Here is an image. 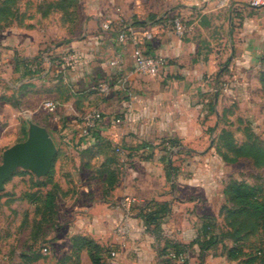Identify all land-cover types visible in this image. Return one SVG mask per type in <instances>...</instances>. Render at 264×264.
<instances>
[{"label":"crops","instance_id":"crops-1","mask_svg":"<svg viewBox=\"0 0 264 264\" xmlns=\"http://www.w3.org/2000/svg\"><path fill=\"white\" fill-rule=\"evenodd\" d=\"M77 6L87 14L80 21L85 29L80 38L69 40L48 24L26 23L0 32V111L10 115L7 127H0V141L13 140L5 137L9 128H16V139L27 136L26 119L31 118L21 120L20 101L63 102L54 111L41 107L48 116L44 120L57 125L65 146L60 151L48 132L57 148L52 164L59 188L55 204L63 200L73 211L65 222L59 219L61 211L56 213V233L66 244L58 249L57 261L91 264L86 250L73 255L72 238L82 236L110 248L106 264H164L161 252L167 243L190 245L205 222L218 223L221 217L226 162L216 151L217 137L243 100L252 101L246 93L262 81L264 8H253L245 0H78ZM166 14L182 18L189 33L179 38L170 29L153 28L151 20ZM137 21L144 26L133 27ZM60 24L66 29L68 23ZM126 26L136 34L120 43L118 35ZM143 31L151 32L152 39H142ZM61 37L68 40L41 53L46 68L39 70L34 61L41 45ZM136 48L167 59L156 78L135 72ZM63 49L79 52L82 66L63 71L52 64ZM116 52L123 56L120 68L110 65ZM101 83L111 86L109 94L94 89ZM94 109L101 120L85 136L78 113ZM115 118L121 123L115 124ZM112 173L116 179L111 186ZM26 175L33 182L46 177ZM36 191L22 197L33 207L30 196ZM127 198L135 201L131 209L124 205ZM149 202L165 203L170 210L159 235L140 216ZM186 255L185 262L172 264H236L221 245L201 254L195 244ZM21 259L18 264L25 263Z\"/></svg>","mask_w":264,"mask_h":264},{"label":"rangeland","instance_id":"rangeland-1","mask_svg":"<svg viewBox=\"0 0 264 264\" xmlns=\"http://www.w3.org/2000/svg\"><path fill=\"white\" fill-rule=\"evenodd\" d=\"M58 1L15 0L13 2L10 0L7 2L0 0V6L10 7L11 9L10 14L4 16L6 20H2L0 32H7L16 27L23 28L26 23L32 24V26L48 24L53 32L67 34L69 40L71 37H82L85 29L80 25L82 24L80 21L85 20L87 14L77 4L73 9L71 8V11H68L70 14L53 8L52 6H55ZM76 2L78 3V0ZM63 20H66V23H68L66 24V29H63L60 24V22L63 23ZM75 20L79 23L80 27L75 28V24L77 25ZM67 38L61 37L49 45L46 43L41 45L40 53L36 56L38 59L34 61L35 65L39 64L37 66L39 70L44 71L46 68V65L43 64L41 53L46 52L48 54V50H51V47L54 46L52 49H56L57 45L64 43L65 40H68ZM68 51L69 49H63V51L58 53L52 64L60 67V69L61 65L64 64L63 66L66 68L67 64H70V61L67 59L65 63L63 59L68 58ZM81 66L80 64L78 68ZM246 94L251 96L252 101H247L248 98H245L242 105L236 109L237 111L232 113V118L230 119L232 122L225 124V127L221 130L232 132L237 143H242L251 136L254 141L264 147V82L260 80L258 86ZM20 102L22 111L21 120L23 121L28 117L45 125L58 149L60 151L64 149V142L61 143L58 139L59 130L57 129V125L55 126L53 123L44 120L48 116L41 107L47 109L45 105L47 102L57 103V108H61L65 104L59 100L41 102L32 99ZM251 105L252 107L254 106L253 109ZM65 108H68V106H65ZM0 112L2 114L0 127H7L10 115L3 109ZM86 113L88 112L78 114L83 116ZM15 131L16 128H9V133L5 135V137L13 138V140L0 141V163L3 150L26 139V135L16 139L13 134ZM225 171V178L222 180L225 186L233 181L261 184L264 180V169H257L246 160H239L232 164L226 163ZM20 172L17 177L7 182L4 190L0 192L2 196L0 199V264H18L21 258L23 260V255H30L32 252H37L40 258L34 261L35 263L31 262L29 264H59L56 258L57 251L62 246L66 247V244L60 243L57 236L56 226L58 225V221L56 222L55 218L54 225L42 224L44 212L38 213L36 206L33 207L30 202L22 198L23 196L25 197L24 194L26 192L34 190L32 185L33 179L26 174H22V171ZM62 174L60 173V175ZM56 179L58 178L56 177ZM49 188L51 189V186ZM55 209H57L56 213L61 211L59 215L61 222L68 220L73 212L71 206L64 204L63 200L61 202L56 200ZM217 224L219 226L224 225L223 216L219 217ZM252 240L256 239L252 238Z\"/></svg>","mask_w":264,"mask_h":264},{"label":"trees","instance_id":"trees-1","mask_svg":"<svg viewBox=\"0 0 264 264\" xmlns=\"http://www.w3.org/2000/svg\"><path fill=\"white\" fill-rule=\"evenodd\" d=\"M9 2L10 0H4ZM15 2V0H12ZM76 0H59L53 8L64 12L76 6ZM10 7L0 6V28L4 16L10 14ZM156 22V19H152ZM145 22H135L134 26H144ZM127 27V26H126ZM122 29V28H120ZM37 59V58H36ZM264 82V75H262ZM172 144V143H171ZM216 151L226 163H236L239 160L250 162L257 169H264V147L254 141L251 136L242 143H237L232 132L221 130L217 137ZM53 166L49 174L43 180L33 182L37 191L30 196V200L36 204L38 213L44 212L42 224H55L56 210L55 198L59 188L53 182ZM22 174H30L22 172ZM113 173L108 178L109 185L115 182ZM51 186L45 194L41 193L43 188ZM225 203L221 207L220 215L223 216V226L217 224V220L211 219L205 222L201 234L190 245H179L167 243L165 249L172 252L186 253L193 245H198L202 253L221 245L228 259L236 264H264V180L261 184H248L246 182H230L223 191ZM0 194V199H1ZM170 210L165 203L149 202L140 209V216L145 220L146 226L152 227V231L159 235L160 224L169 214ZM41 224V225H42ZM252 238L256 240H252ZM230 245H227V243ZM74 256L78 257L82 250L88 252L91 264H106L105 259L110 257V248L102 247L90 238L76 236L72 238ZM163 250L162 255L168 252ZM37 252L23 255L24 264L38 260ZM164 264H172L166 259ZM59 264H64L59 262Z\"/></svg>","mask_w":264,"mask_h":264},{"label":"built area","instance_id":"built-area-1","mask_svg":"<svg viewBox=\"0 0 264 264\" xmlns=\"http://www.w3.org/2000/svg\"><path fill=\"white\" fill-rule=\"evenodd\" d=\"M220 3H225L229 1H238V0H217ZM247 4L253 8H264V0H245ZM153 28L163 31L165 29H170L177 37L183 38L186 34L189 33V28L185 25V22L182 18L177 16H171L170 14H166L160 17L156 22L151 24ZM136 34V32L131 27H125L123 31H121L118 35V40L120 43H125L128 37L131 38ZM153 34L149 31H143L142 39L151 40ZM68 58H64L63 61L65 63L70 61V64L65 68V66L61 65V69L75 71L77 67L82 64L83 58L76 50L70 49L67 53ZM133 63L134 70L136 73L142 76H148L152 78H156L162 70L167 66L168 62L165 57L156 55V56H148L143 53L140 48H136L133 53ZM123 64V56L121 52H116L110 61V65L116 68H120ZM262 64L264 66V53L262 56ZM123 81V82H122ZM122 84L125 83V80H122ZM124 86V85H123ZM94 89L100 91L101 93L107 95L111 92V86L107 83L98 84ZM125 90V88L123 89ZM136 96H131V100H136ZM46 108L49 111H54L57 109L58 104L55 102H47ZM101 120L100 112L96 109L91 110L80 118L81 129L80 132L87 136L89 135L97 126L99 121ZM115 124H120L121 119L115 118L113 120ZM135 201L133 199H125V206L128 209H131L134 205ZM124 228H118L117 232L122 233ZM46 251V250H45ZM166 259L183 263L187 259L186 253L176 254L172 251L168 252L165 256Z\"/></svg>","mask_w":264,"mask_h":264},{"label":"water","instance_id":"water-1","mask_svg":"<svg viewBox=\"0 0 264 264\" xmlns=\"http://www.w3.org/2000/svg\"><path fill=\"white\" fill-rule=\"evenodd\" d=\"M27 136L1 154L0 191L4 184L20 171H27L41 179L48 175L57 154V148L48 131L31 119H26Z\"/></svg>","mask_w":264,"mask_h":264}]
</instances>
